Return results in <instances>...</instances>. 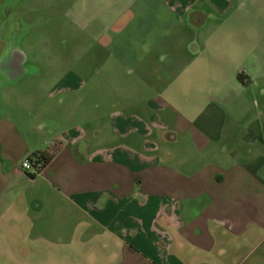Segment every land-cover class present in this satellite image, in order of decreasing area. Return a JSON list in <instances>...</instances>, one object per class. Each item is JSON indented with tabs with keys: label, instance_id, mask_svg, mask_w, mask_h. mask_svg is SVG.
<instances>
[{
	"label": "crops",
	"instance_id": "crops-1",
	"mask_svg": "<svg viewBox=\"0 0 264 264\" xmlns=\"http://www.w3.org/2000/svg\"><path fill=\"white\" fill-rule=\"evenodd\" d=\"M158 1L149 0V15L160 12ZM197 3L167 1L166 9L195 18ZM39 4L0 0V242L20 246L27 237L21 251L49 256L43 264H264V72L240 64L229 74L203 50L212 43L221 60L242 58L264 41L202 42L199 74L176 84L169 98V87L149 99L126 87L84 93L73 72L56 75L40 65L61 60L47 56L51 42L33 36L51 28L44 21L55 14ZM134 4L110 32L148 11ZM101 12L113 14L95 2ZM52 78L60 87L51 89ZM205 79L215 80L217 102L189 106L186 96ZM98 90L115 91L124 105L105 115L88 99ZM60 93L71 101L62 117L49 105ZM49 116L51 128L63 127L37 133L35 120ZM44 151L53 158L40 173L23 169Z\"/></svg>",
	"mask_w": 264,
	"mask_h": 264
},
{
	"label": "rangeland",
	"instance_id": "rangeland-1",
	"mask_svg": "<svg viewBox=\"0 0 264 264\" xmlns=\"http://www.w3.org/2000/svg\"><path fill=\"white\" fill-rule=\"evenodd\" d=\"M161 1L164 2L158 1L157 4V10L160 12H156V16H153L149 15L152 12L148 7L149 0H65L64 3L60 0H51V2L40 0L39 8H45L47 10L45 12L53 11L55 14L52 15V21H48L47 16L44 21L51 23V28H47L46 31L36 29L37 31L32 32L33 36H36V40L45 38V42H51L52 48L48 50L47 56L51 54L52 58L61 60L57 63H40V65H52L54 67L52 73L56 75L65 71L73 72L78 77V82L82 81L84 93L91 89L126 87L131 89L130 93L133 97H139L140 94L144 97L145 94L149 99L155 98L158 90L169 87L168 92L164 91V97L169 98L173 96V87L176 88L182 80L191 79L190 77L199 74L197 72L199 62L204 59L202 58L204 54L198 56L202 42L221 38L264 41V0H198L194 11L201 14L199 16L197 14L195 18L181 15L180 19L166 9V2L174 3V0ZM95 2L100 8H106V4H109L113 14L103 12L96 14ZM134 3L136 7L141 5L143 11L145 9L148 11L139 14L127 29L123 28L118 33L110 32L111 25L124 18V12ZM83 4L85 10L80 15L83 20L79 22L76 12L82 9ZM141 20H144V23L141 24ZM109 37L114 40L112 45L100 42L102 38ZM47 38L50 40L48 41ZM256 45L258 46L255 49L250 48V52L247 50L242 58L239 55L223 56L222 60L220 56H216L215 51L218 48L212 43L209 48L203 50L211 51L212 53H206L207 58L209 57L212 63L219 64L218 66L229 74L240 64L247 72L263 73L264 43ZM38 46L39 43L33 49L39 53V56L43 55L41 54L44 51L43 47ZM205 61L207 62L206 59ZM35 81L37 86L42 83V80ZM60 81L59 78H52L51 89H55ZM214 82V79L200 80L192 91L194 93L186 96L190 100L189 106L206 107L208 104L216 103L218 95L210 92ZM259 82L264 86V78ZM58 86L60 87V84ZM99 91H95L94 95L89 94L88 99L95 97L96 104H99V109L105 115H110L113 109L124 105L122 101L117 100L119 96H114L115 91L110 97L102 96ZM68 97L70 94L60 93L53 100L50 99L52 113L60 117L62 114L68 115L70 107L67 105L71 104ZM99 109L95 108V111ZM185 109L190 108L185 107ZM183 113L192 114V111L183 110ZM43 120L48 125H45ZM52 123L50 116L36 119L37 133L50 136L51 133L54 134L55 128L59 130L63 127L51 128ZM27 243L29 245L27 237H21L20 246L12 242L7 246L4 242H0V264H43L49 256L40 253L29 255L21 251L26 248ZM17 251L18 254L15 253Z\"/></svg>",
	"mask_w": 264,
	"mask_h": 264
},
{
	"label": "built area",
	"instance_id": "built-area-1",
	"mask_svg": "<svg viewBox=\"0 0 264 264\" xmlns=\"http://www.w3.org/2000/svg\"><path fill=\"white\" fill-rule=\"evenodd\" d=\"M40 154L36 156H31L29 159L23 162V169L33 173H39V164H37Z\"/></svg>",
	"mask_w": 264,
	"mask_h": 264
},
{
	"label": "trees",
	"instance_id": "trees-1",
	"mask_svg": "<svg viewBox=\"0 0 264 264\" xmlns=\"http://www.w3.org/2000/svg\"><path fill=\"white\" fill-rule=\"evenodd\" d=\"M34 154L33 156H36ZM53 158V154H49L48 152L44 151L40 153V157L38 159L37 164H39V173L51 162Z\"/></svg>",
	"mask_w": 264,
	"mask_h": 264
}]
</instances>
